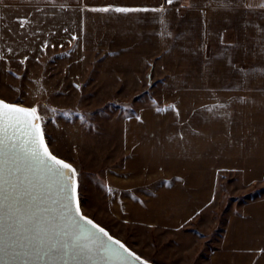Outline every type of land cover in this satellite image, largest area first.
Instances as JSON below:
<instances>
[{
    "label": "crops",
    "instance_id": "crops-1",
    "mask_svg": "<svg viewBox=\"0 0 264 264\" xmlns=\"http://www.w3.org/2000/svg\"><path fill=\"white\" fill-rule=\"evenodd\" d=\"M262 4L0 0V17L46 20L52 46H67L77 59L96 56L108 74H169L170 99L127 121L124 169L133 176L132 200L158 203L164 223L181 226L214 199L222 179L264 185ZM109 6L164 12L91 10ZM208 254V264H264V196L229 214Z\"/></svg>",
    "mask_w": 264,
    "mask_h": 264
},
{
    "label": "rangeland",
    "instance_id": "rangeland-1",
    "mask_svg": "<svg viewBox=\"0 0 264 264\" xmlns=\"http://www.w3.org/2000/svg\"><path fill=\"white\" fill-rule=\"evenodd\" d=\"M0 18V98L38 109L52 152L76 169L85 215L147 263L208 264L229 214L264 196V185L222 179L196 219L164 223L158 203L132 200L125 133L133 116L170 99L169 74L155 68L151 76L108 74L96 56L77 59L67 46H52L46 20Z\"/></svg>",
    "mask_w": 264,
    "mask_h": 264
},
{
    "label": "snow or ice",
    "instance_id": "snow-or-ice-1",
    "mask_svg": "<svg viewBox=\"0 0 264 264\" xmlns=\"http://www.w3.org/2000/svg\"><path fill=\"white\" fill-rule=\"evenodd\" d=\"M91 10L164 12L163 7ZM76 189V169L45 144L38 109L0 100V264H127L128 257L140 261L82 215Z\"/></svg>",
    "mask_w": 264,
    "mask_h": 264
},
{
    "label": "water",
    "instance_id": "water-1",
    "mask_svg": "<svg viewBox=\"0 0 264 264\" xmlns=\"http://www.w3.org/2000/svg\"><path fill=\"white\" fill-rule=\"evenodd\" d=\"M0 100H3V101H5L4 99H2V98H0ZM7 102V101H6ZM9 103V102H8ZM11 104H13V103H11ZM17 105H19V106H22V107H25V106H23V105H21V104H17ZM26 108H28V107H26ZM41 128H42V126H41ZM43 130V129H42ZM44 133V132H43ZM44 140H45V144L47 145V147H48V150L50 151V153L52 154V155H54V156H56L53 152H52V150H51V148H50V146H49V144H48V142H47V139H46V137H45V134H44ZM58 159H60V160H63V161H65V162H67L66 160H64V159H62V158H60V157H58V156H56ZM67 163H69V162H67ZM70 164V163H69ZM72 166V165H71ZM76 183H77V180H76ZM76 196H77V199H78V201H79V205H80V211H81V213H82V215L83 216H85V217H87V218H89L88 216H86L85 215V213L83 212V209H82V205H81V201H80V199H79V196H78V185H77V189H76ZM90 219V218H89ZM92 220V219H91ZM94 223H96L97 225H99L97 222H95L94 220H92ZM100 227H102L101 225H99ZM102 228H104V227H102ZM105 229V228H104ZM108 233H109V235L114 239V240H118V241H120L122 244H124L121 240H119L118 238H116V237H114L107 229H105ZM125 245V244H124ZM114 247H116V246H114ZM125 247L131 252V253H133L135 256H138L135 252H133L131 249H129L126 245H125ZM121 252H122V250H120ZM124 255L125 256H127V253H124ZM141 262H143V264H150V263H147L145 260H143L142 258H140V261H137V260H135L133 257H128L127 258V264H141ZM9 264H14V262H12V261H9Z\"/></svg>",
    "mask_w": 264,
    "mask_h": 264
}]
</instances>
